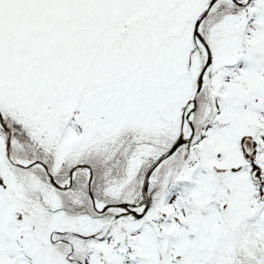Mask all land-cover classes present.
I'll return each instance as SVG.
<instances>
[{"label": "snow or ice", "instance_id": "6c2138e0", "mask_svg": "<svg viewBox=\"0 0 264 264\" xmlns=\"http://www.w3.org/2000/svg\"><path fill=\"white\" fill-rule=\"evenodd\" d=\"M0 264H264V0H0Z\"/></svg>", "mask_w": 264, "mask_h": 264}]
</instances>
